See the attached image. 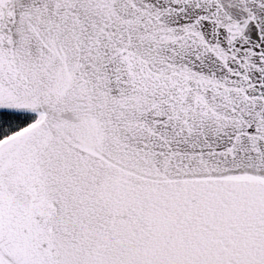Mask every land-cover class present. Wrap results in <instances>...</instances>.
Returning a JSON list of instances; mask_svg holds the SVG:
<instances>
[{
  "label": "snow or ice",
  "instance_id": "1",
  "mask_svg": "<svg viewBox=\"0 0 264 264\" xmlns=\"http://www.w3.org/2000/svg\"><path fill=\"white\" fill-rule=\"evenodd\" d=\"M0 264H264V0H0Z\"/></svg>",
  "mask_w": 264,
  "mask_h": 264
}]
</instances>
